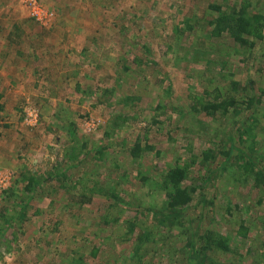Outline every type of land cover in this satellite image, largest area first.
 Here are the masks:
<instances>
[{"label":"rangeland","instance_id":"1","mask_svg":"<svg viewBox=\"0 0 264 264\" xmlns=\"http://www.w3.org/2000/svg\"><path fill=\"white\" fill-rule=\"evenodd\" d=\"M236 1L37 0L53 13L42 24L30 1L0 0V70L27 72L0 103V209L13 217L30 197L3 263L264 264V38L241 48L205 20L210 4ZM249 3L264 13V0ZM214 96L236 97L239 109L192 108ZM241 154L259 171H241ZM176 165L195 191L170 223L165 182ZM59 171L65 188L50 179L24 190L22 177ZM195 233L209 240L198 259L183 244L198 246Z\"/></svg>","mask_w":264,"mask_h":264},{"label":"trees","instance_id":"2","mask_svg":"<svg viewBox=\"0 0 264 264\" xmlns=\"http://www.w3.org/2000/svg\"><path fill=\"white\" fill-rule=\"evenodd\" d=\"M209 7L213 9L216 12V15L211 13H208L205 17L206 23L208 25H212L213 29L217 32L223 33L228 32L232 39L237 43V45L241 48H256L258 43H260L264 38V13L261 11L253 10L249 0H241L240 2H234V3H228L224 7L218 4H210ZM187 27L192 28L190 24H187ZM221 94V92H217L216 96L218 94ZM216 96H214L213 99L210 101H205L203 99H200L196 104L192 105V108L195 109L197 112H202L205 115L208 116H227L230 112H236L238 108V99L235 97L232 98L231 96L225 97L220 101H216ZM253 97H246L244 96L241 101L245 102L247 106H249L252 101ZM154 121V120H153ZM222 132V131H221ZM237 132L240 130L238 129ZM72 137V136H71ZM240 138V137H239ZM240 140V139H239ZM75 146V145H72ZM80 147L83 149L86 147L85 144L81 142ZM140 145L139 143H136L132 148L131 152L134 155H137L138 149ZM74 151V149L72 150ZM101 152V146L96 149L95 153L99 154ZM208 154H206L207 156ZM69 157H75L73 154L68 155ZM240 157L243 158V165L241 167V171L244 173H249L251 171H259V169H256L255 166V157H252L250 154L245 155L241 154ZM96 158V157H95ZM27 177H22V183H24V190L27 192H31L32 188H39L43 190L42 187L39 185L43 183V180H50L53 179L58 183V187L65 188L64 183H62L65 179H67L66 176H64L63 171H59V178L52 177V176H46V177H40L41 179L37 181L38 178H36L33 174L32 176L26 175ZM186 177V169L182 166L176 165L175 167L171 168L168 171L167 177H166V209L170 212L169 218L170 223L173 222L174 219H176L180 215V211L184 206H186L188 203H190L193 199V192L195 191V188L190 185H185L183 182ZM145 179H147L145 177ZM67 182V180H65ZM11 188V189H10ZM10 191L17 193V189L14 187H10ZM8 189V190H9ZM4 192L7 190H3ZM84 191V190H83ZM82 191V192H83ZM8 192V191H7ZM13 193H6L5 198L12 196ZM87 194H84L82 197L79 195L78 201L75 202L83 203L82 199H87ZM77 197V195H76ZM79 198H82L79 200ZM72 199V197H71ZM84 199V200H85ZM30 197H26L23 204L20 206V211L23 212V208L27 206V203L29 202ZM21 202V203H22ZM139 207H141L144 210H148L145 204H139ZM5 208V206H3ZM7 210V208H5ZM0 209V219L3 220V223L0 224V262L3 263V252L10 248L12 243H14V238L12 235V229L14 227H17V223L19 220L16 219L19 212H17L13 217H5L6 210ZM149 211V210H148ZM152 211V210H151ZM153 212V211H152ZM22 214V213H21ZM180 219V218H179ZM178 219V220H179ZM182 220V219H181ZM176 225V224H175ZM134 226L136 224L133 221H130L128 223V228L130 231H133ZM179 236L183 239L185 238L183 233H180ZM149 233V232H148ZM207 235V234H206ZM205 234L203 235H197L196 233L192 235L195 237V241L201 240L200 244L195 247L194 241L190 236L188 239H186V242L183 241V244L186 246L188 245L191 253L190 257H200L201 251L205 250L209 246V240L208 237ZM191 236V237H192ZM144 241H149V234L147 232L139 233L136 238V244L134 245V252H138L141 249L142 243ZM228 240L227 239H219L218 242H215L216 245L221 246L224 250L228 249ZM186 250V248H184ZM138 253H136L137 256Z\"/></svg>","mask_w":264,"mask_h":264},{"label":"crops","instance_id":"3","mask_svg":"<svg viewBox=\"0 0 264 264\" xmlns=\"http://www.w3.org/2000/svg\"><path fill=\"white\" fill-rule=\"evenodd\" d=\"M0 29H2V28H0ZM2 31H4V30H2ZM2 31H0L1 32L0 36H3V34L5 35L6 33H8V32H6V33L2 32ZM2 52H3V47L0 48V54ZM15 63H17V60H15ZM16 69H19V68L15 67L12 70L9 69L10 72H8V74H5L7 72H4V71L0 70V103H1V100L3 99L4 95H5V97H8V96L10 97V94H11L12 91H17V89H19L20 84H18V83L17 84H13V83L14 82H19V80H17V79H20V75L27 74V72H20V73L18 72L17 73ZM7 75H9V77H7ZM21 81H22V79H21ZM26 89H25V91H26ZM8 92H10V93L8 94ZM13 94L15 96V93H13Z\"/></svg>","mask_w":264,"mask_h":264},{"label":"built area","instance_id":"4","mask_svg":"<svg viewBox=\"0 0 264 264\" xmlns=\"http://www.w3.org/2000/svg\"><path fill=\"white\" fill-rule=\"evenodd\" d=\"M28 1H30L29 5H30L31 17L34 20H36L37 22L45 24V22H47L50 19V17L52 16L53 13L50 12L49 10L40 8L38 3H37V0H28ZM43 15H45V16H43ZM49 15H50V17H49ZM31 114H32L31 117L28 118V120L30 121V125L34 124L36 122V117H37V113L35 110H33L31 112Z\"/></svg>","mask_w":264,"mask_h":264}]
</instances>
